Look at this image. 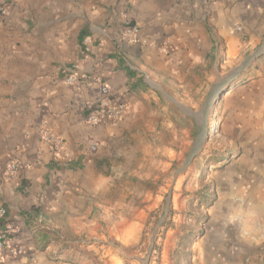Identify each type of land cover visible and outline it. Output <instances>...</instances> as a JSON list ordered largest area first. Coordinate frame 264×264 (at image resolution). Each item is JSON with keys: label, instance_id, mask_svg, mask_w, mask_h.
I'll return each instance as SVG.
<instances>
[{"label": "crops", "instance_id": "1", "mask_svg": "<svg viewBox=\"0 0 264 264\" xmlns=\"http://www.w3.org/2000/svg\"><path fill=\"white\" fill-rule=\"evenodd\" d=\"M6 1L0 207L22 253H7L0 264H73L67 253L83 237L115 234L113 213H122L128 198L156 203L167 188L176 189L174 166L193 140L187 109L192 94L204 89L199 77L209 81L212 70L224 87L219 67L235 62L234 77L244 83L226 98L241 134V179L227 181L247 182L264 221V0ZM129 22L139 27L136 43ZM76 64L100 75L126 103L121 119L87 121L83 107L98 88L66 84ZM45 130L63 140L61 149L45 139ZM17 160L28 166L8 174ZM116 229L124 233L122 222ZM88 246L94 247L91 239Z\"/></svg>", "mask_w": 264, "mask_h": 264}, {"label": "rangeland", "instance_id": "2", "mask_svg": "<svg viewBox=\"0 0 264 264\" xmlns=\"http://www.w3.org/2000/svg\"><path fill=\"white\" fill-rule=\"evenodd\" d=\"M237 64L219 67L220 73L225 72L224 87L222 75L218 86L212 70L209 81L199 77L204 89L192 94L194 104L187 109L193 140L188 141L192 146L183 145V155L174 166L177 188L172 192L167 188L156 203L128 198L122 213H113L115 234L96 240L83 237L81 247L67 253V262L264 264V221L255 214L250 187L247 182L240 187L227 181L228 176L241 179L236 156L241 134L229 119L232 106L226 98L228 89L244 83V78L234 77ZM119 215L125 219L119 220ZM119 222L123 234L116 233Z\"/></svg>", "mask_w": 264, "mask_h": 264}, {"label": "built area", "instance_id": "3", "mask_svg": "<svg viewBox=\"0 0 264 264\" xmlns=\"http://www.w3.org/2000/svg\"><path fill=\"white\" fill-rule=\"evenodd\" d=\"M8 13L6 0H0V23ZM128 33L131 43H136L139 40V27L131 22L128 23ZM68 85H78L80 88L83 85H96L98 95L88 100L84 104L86 119L91 125H99L110 120L121 119L126 112L127 105L121 99L117 98L104 82L100 75L89 73L81 70L79 65H74L65 78ZM44 137L52 142L57 150L63 146V140L51 130L44 131ZM28 166L22 161H13L8 166V174L13 175L21 167ZM7 215L4 207H0V263L5 261L7 253L20 255L22 250L16 247L12 241L13 228L8 223H3Z\"/></svg>", "mask_w": 264, "mask_h": 264}, {"label": "trees", "instance_id": "4", "mask_svg": "<svg viewBox=\"0 0 264 264\" xmlns=\"http://www.w3.org/2000/svg\"><path fill=\"white\" fill-rule=\"evenodd\" d=\"M190 239V238H189Z\"/></svg>", "mask_w": 264, "mask_h": 264}]
</instances>
